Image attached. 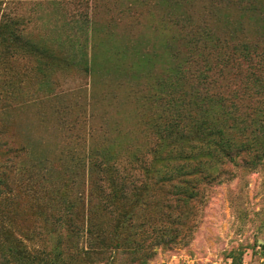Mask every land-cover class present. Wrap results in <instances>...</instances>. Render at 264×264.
I'll return each instance as SVG.
<instances>
[{"label":"rangeland","instance_id":"1","mask_svg":"<svg viewBox=\"0 0 264 264\" xmlns=\"http://www.w3.org/2000/svg\"><path fill=\"white\" fill-rule=\"evenodd\" d=\"M215 1L0 0V264H264V164L202 186L178 245L161 189L108 206L89 189L91 153L157 139L154 86L187 40L252 33Z\"/></svg>","mask_w":264,"mask_h":264},{"label":"trees","instance_id":"2","mask_svg":"<svg viewBox=\"0 0 264 264\" xmlns=\"http://www.w3.org/2000/svg\"><path fill=\"white\" fill-rule=\"evenodd\" d=\"M221 1L240 7L241 20L254 23L252 33L217 37L202 27L201 37L186 39V55L154 86L159 113L150 126L157 139L149 149L128 160L89 156V189L96 200L106 204L127 193L135 198L148 189L164 191L172 233L166 243L173 245L186 243L195 227L202 186L231 177L233 167L264 164V0ZM107 186L118 194L107 195Z\"/></svg>","mask_w":264,"mask_h":264}]
</instances>
